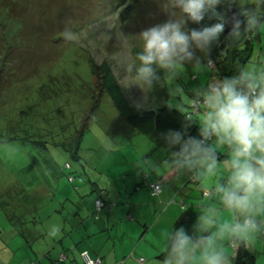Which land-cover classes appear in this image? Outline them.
Masks as SVG:
<instances>
[{"label":"rangeland","instance_id":"374dc122","mask_svg":"<svg viewBox=\"0 0 264 264\" xmlns=\"http://www.w3.org/2000/svg\"><path fill=\"white\" fill-rule=\"evenodd\" d=\"M127 2L0 0L1 241L21 240L8 229L5 213L29 208L31 204H22L24 196L34 198L39 182L51 183L58 196L77 190L81 196L90 195L92 183L120 177L122 168L112 164L137 160V153L146 148L158 149L151 138L128 125L109 96L100 98L95 109L93 94L99 81L88 60L96 66L109 63L129 102L146 109L167 106L191 112V89L208 86L213 70L206 63L198 74L188 68L175 84L156 87L147 95L136 85L127 87L131 80L125 65L135 60L136 35L170 18L166 0H143L124 16L121 8ZM194 26L187 24L190 30ZM67 30L75 34L74 41L64 38ZM253 36L254 52L246 67L264 60V24ZM203 199L198 196L199 203ZM56 206L47 200L42 205L48 214ZM15 215L11 214V222L16 224ZM253 253L257 264H264V243L257 244Z\"/></svg>","mask_w":264,"mask_h":264},{"label":"clouds","instance_id":"9594fccd","mask_svg":"<svg viewBox=\"0 0 264 264\" xmlns=\"http://www.w3.org/2000/svg\"><path fill=\"white\" fill-rule=\"evenodd\" d=\"M165 4L170 18L136 35L135 60L125 65L131 80L127 87L136 85L145 95L175 84L188 68L198 74L206 63L213 64L211 51L229 24L230 43L264 24V0H166ZM221 4L235 6L238 12L229 18L217 11ZM206 16L217 22L200 29L187 27L189 21L199 24ZM64 38L72 42L76 37L67 30ZM191 95L192 108L200 115L185 118L189 123L184 129L197 123L199 138L186 131L163 134L169 172L197 181L217 177L221 167L224 174L203 192L205 201L197 209L192 235L184 227L173 230L178 217L161 231L164 254L159 264H234L239 247L254 251L264 243V60L242 65L234 76L210 86L195 87ZM190 114L198 115L194 109ZM220 151L226 153L223 160ZM162 190L156 185L151 194L158 196ZM59 230L52 226L53 235Z\"/></svg>","mask_w":264,"mask_h":264},{"label":"crops","instance_id":"0c3cea01","mask_svg":"<svg viewBox=\"0 0 264 264\" xmlns=\"http://www.w3.org/2000/svg\"><path fill=\"white\" fill-rule=\"evenodd\" d=\"M220 152L225 157L226 153ZM136 159L112 164L111 167L122 168L120 177L102 178L92 183L94 190L90 195L81 196L77 190L66 197L58 196L52 192L51 183L39 182L35 197H24V204L31 206L13 218L18 220L16 224L20 228L11 222L14 209L10 214L4 211L10 223L8 229L14 230L21 240H0V264H84L82 254L85 252L93 258H102L104 264H159L164 254L161 231L178 217L173 230L184 227L192 235L199 215L197 209L202 203L198 202V196L205 198L203 192L218 181L224 170L221 167L217 177L203 181L194 180L190 175H173L168 169L167 154L154 146L139 151ZM70 181L76 183L73 178ZM159 181L164 182L159 196H153L143 187L146 182ZM99 199L107 206L98 213L96 200ZM45 200L57 205L51 214L42 207ZM228 218L226 213L225 219ZM43 225L46 231L42 230ZM52 226L60 229L55 235ZM235 259L236 256L234 264Z\"/></svg>","mask_w":264,"mask_h":264},{"label":"trees","instance_id":"16d2710c","mask_svg":"<svg viewBox=\"0 0 264 264\" xmlns=\"http://www.w3.org/2000/svg\"><path fill=\"white\" fill-rule=\"evenodd\" d=\"M142 2L143 0H128L127 4L124 6V9L121 8V13H124V16H128L132 12L136 11V7L142 5ZM228 10L229 8L225 4H221L217 7V11L221 13L226 12L227 15ZM216 22L217 20L214 17L212 19H209L208 16H206L204 20H202L199 24H193L195 25L194 27H196V29H200L205 26H210ZM254 31L256 32V29L252 32H245L244 35L235 43H230V41L227 39L228 36H226L224 32V34L221 36L220 42L213 47L210 54V57L216 66L213 68L210 66L213 70V73L210 77L208 86H210L214 82V80L218 78L220 80L225 77L234 76L239 70L240 66L243 65L246 67V65L251 61V56L254 52L252 42V40H254ZM247 37H249V40L246 39ZM136 50H138V48H136L135 51ZM88 61L89 66L92 69V73L95 75V77L98 78L97 80L99 81L98 85H96L97 93L93 94L96 98L95 109H97L100 105V98L105 95L109 96L114 106L124 118V120L128 123V125L131 128L138 130L140 133H143L144 135L151 138L153 142H155V144L158 146V148L161 149H164L166 147L163 140V134H165L169 130L186 131L187 136L199 138V125L197 123L191 122L189 124V127L186 130L184 129V125L186 123H189L185 118L192 119L194 115H191L190 113H181L180 111L167 106L159 109H155L152 107L146 109V107L144 108L132 104L126 97L124 90L109 63L104 62L102 66H96L93 60ZM66 78L69 79L72 77L66 76ZM187 136L185 138H187ZM79 139L81 140V138ZM77 141L78 139L76 140V142ZM79 143L80 142H78V148L80 146ZM78 152L79 150H77V152L74 154H77ZM219 159H224V154H222L221 152ZM151 184L152 183L146 182L143 187L151 191ZM24 192L25 194H28L26 191ZM100 197H102V195ZM99 201L104 202V207L102 209H99L97 206V203ZM106 206L107 204L102 199L96 200L98 213L105 209ZM20 212L21 211L18 210V208L14 209V214H19ZM16 231L20 233V235H23L21 230L16 229ZM235 256V264H257L255 254L252 251L243 248V246L238 248Z\"/></svg>","mask_w":264,"mask_h":264},{"label":"built area","instance_id":"2783aa9c","mask_svg":"<svg viewBox=\"0 0 264 264\" xmlns=\"http://www.w3.org/2000/svg\"><path fill=\"white\" fill-rule=\"evenodd\" d=\"M215 66H216L215 63H213V64L211 65L212 68L215 67ZM216 81H218V80H216ZM216 81H214V82H216ZM214 82H213V83H214ZM213 83H212V84H213ZM193 109H194V113H195V114H198V113H199V112H197V111L195 110L194 106H193ZM156 185H162V188H163V186H164V182H163V181H159V182H157V183H155V184H151V185H150V189H151V191L154 189V187H155ZM162 191H163V190H162ZM158 196H159V195H158ZM97 206H98L99 209H102V208L104 207V202L99 201V202L97 203ZM82 259H83L84 264H103V260H102L101 258H93L89 252H85V253H83V254H82Z\"/></svg>","mask_w":264,"mask_h":264},{"label":"water","instance_id":"95a60500","mask_svg":"<svg viewBox=\"0 0 264 264\" xmlns=\"http://www.w3.org/2000/svg\"><path fill=\"white\" fill-rule=\"evenodd\" d=\"M238 12V10L236 9V8H230L229 10H228V17L229 18H231V16L233 15V14H235V13H237ZM241 19H243L242 17H241ZM230 31H231V24H229L228 26H226V28H225V35L226 36H228L229 35V33H230Z\"/></svg>","mask_w":264,"mask_h":264}]
</instances>
